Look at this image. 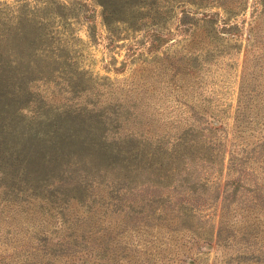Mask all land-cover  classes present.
I'll return each mask as SVG.
<instances>
[{
  "label": "rangeland",
  "instance_id": "1",
  "mask_svg": "<svg viewBox=\"0 0 264 264\" xmlns=\"http://www.w3.org/2000/svg\"><path fill=\"white\" fill-rule=\"evenodd\" d=\"M8 70L99 147L2 167L0 264H264V0H0Z\"/></svg>",
  "mask_w": 264,
  "mask_h": 264
},
{
  "label": "trees",
  "instance_id": "2",
  "mask_svg": "<svg viewBox=\"0 0 264 264\" xmlns=\"http://www.w3.org/2000/svg\"><path fill=\"white\" fill-rule=\"evenodd\" d=\"M31 30L28 29V33ZM7 77L0 75L1 81L10 80L12 78L10 70L7 71ZM3 74V73H0ZM5 101L0 100V148L6 152V162L0 165V171L2 167L8 164V167L13 169L16 167H31L36 170L42 169V167L53 168V166L64 163H56L69 154L76 144H81L83 140H87V137L92 139L89 143H92V147H86V144L81 148L85 152H89L92 155V151L96 150L98 146L97 142L99 138H96L93 133H82V129L71 132V127L64 125L63 130L54 129V126H49L47 129L42 130H30L29 136L26 137L18 131V114H15L14 110L19 102L12 101L8 98ZM14 106V110L11 107ZM73 123V122H72ZM25 128V127H22ZM24 130V129H22ZM31 132V133H30ZM42 135V137L40 136ZM89 139V140H90ZM20 146V148H17ZM94 147V148H93ZM70 158L64 162L68 163ZM28 171L30 169H27ZM36 178V177H35ZM37 179V178H36Z\"/></svg>",
  "mask_w": 264,
  "mask_h": 264
}]
</instances>
